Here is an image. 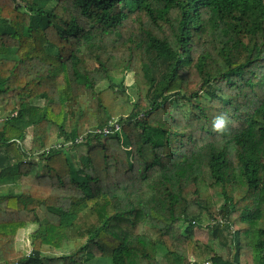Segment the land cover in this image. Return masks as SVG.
<instances>
[{"label":"trees","instance_id":"trees-1","mask_svg":"<svg viewBox=\"0 0 264 264\" xmlns=\"http://www.w3.org/2000/svg\"><path fill=\"white\" fill-rule=\"evenodd\" d=\"M2 185L0 264H264V0H0Z\"/></svg>","mask_w":264,"mask_h":264},{"label":"rangeland","instance_id":"rangeland-1","mask_svg":"<svg viewBox=\"0 0 264 264\" xmlns=\"http://www.w3.org/2000/svg\"><path fill=\"white\" fill-rule=\"evenodd\" d=\"M31 129H28V131H30ZM27 145H29V143H27ZM83 149V148H81ZM7 187L6 185H2L0 186V191H3V189ZM207 223V220L204 222V224ZM211 223V222H210ZM213 223V222H212ZM30 229H27L26 231H21L18 235H17V249L21 250L25 253H29L31 250V238H30ZM51 252V251H50ZM80 259V257H78ZM86 258V257H85ZM191 261H194V257L191 258ZM66 264H74V261H68Z\"/></svg>","mask_w":264,"mask_h":264},{"label":"clouds","instance_id":"clouds-1","mask_svg":"<svg viewBox=\"0 0 264 264\" xmlns=\"http://www.w3.org/2000/svg\"><path fill=\"white\" fill-rule=\"evenodd\" d=\"M226 122H227V117L222 114L215 119L213 126L215 129L219 130L225 126Z\"/></svg>","mask_w":264,"mask_h":264},{"label":"built area","instance_id":"built-area-1","mask_svg":"<svg viewBox=\"0 0 264 264\" xmlns=\"http://www.w3.org/2000/svg\"><path fill=\"white\" fill-rule=\"evenodd\" d=\"M116 129H119V125L115 123ZM105 132H109L108 129H104Z\"/></svg>","mask_w":264,"mask_h":264}]
</instances>
